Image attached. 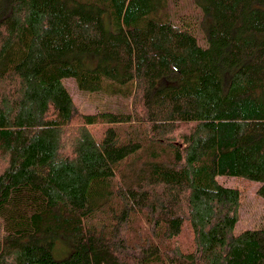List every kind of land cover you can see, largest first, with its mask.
<instances>
[{"label": "trees", "instance_id": "obj_1", "mask_svg": "<svg viewBox=\"0 0 264 264\" xmlns=\"http://www.w3.org/2000/svg\"><path fill=\"white\" fill-rule=\"evenodd\" d=\"M195 3L205 44L169 0H0V264H264L219 180L264 197V0Z\"/></svg>", "mask_w": 264, "mask_h": 264}, {"label": "rangeland", "instance_id": "obj_2", "mask_svg": "<svg viewBox=\"0 0 264 264\" xmlns=\"http://www.w3.org/2000/svg\"><path fill=\"white\" fill-rule=\"evenodd\" d=\"M170 11H182L190 14V22L195 23L197 36L201 44L206 42V32L211 21L205 16L201 7L197 6L195 0H169ZM107 14L105 20L107 21ZM64 83L74 98L77 106L85 112L96 110H118L126 111L130 109L131 100L123 96H108L99 91H88L79 88L74 77L64 78ZM219 180L231 187H236L240 192L239 220L236 223L235 231L241 232L245 229L260 228L264 226V197L258 193L260 182L243 177L221 175ZM186 230V228H185ZM2 226L0 223V234ZM73 251V242L71 237L58 236L54 256L56 259H64Z\"/></svg>", "mask_w": 264, "mask_h": 264}]
</instances>
